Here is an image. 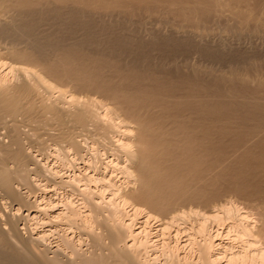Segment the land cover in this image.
I'll return each mask as SVG.
<instances>
[{
    "label": "bare ground",
    "instance_id": "obj_1",
    "mask_svg": "<svg viewBox=\"0 0 264 264\" xmlns=\"http://www.w3.org/2000/svg\"><path fill=\"white\" fill-rule=\"evenodd\" d=\"M123 5L0 0V264H264V60L251 77L178 63L208 54L207 29L118 23L152 11ZM257 6L234 12L264 37ZM234 82L250 101L224 100ZM38 130L44 162L23 146Z\"/></svg>",
    "mask_w": 264,
    "mask_h": 264
},
{
    "label": "rangeland",
    "instance_id": "obj_2",
    "mask_svg": "<svg viewBox=\"0 0 264 264\" xmlns=\"http://www.w3.org/2000/svg\"><path fill=\"white\" fill-rule=\"evenodd\" d=\"M126 1H128V0H124V5L123 6H121V7H123V9L125 8H131V7H134V8H142L143 9V7H141V5L142 6H144V7H146V6H150L151 7V12H145V11H143V10H141V9H136V15L134 14L133 16L131 15V16H129V15H125L124 17L125 18H127V21H126V19L123 17L122 18V16L120 15L119 17H118V19L120 20L118 23H122V24H131V23H134V21L136 22V20H140V21H138V23L140 24H142V22H143V20L144 19H146L145 18V16L146 17H148L149 18V20H151L152 22H153V20H154V22L155 23H157L161 28H162V31H163V33H167L170 29H169V27H171L172 26V24L174 25V26H172V27H175V29H179L181 26V28H185V27H189V26H192V24L191 23H195V25L197 26V27H199L200 26V28H203V26L207 29V31H208V33L210 34H208V38L207 39H209L210 38V40H207V41H213V42H211V43H209L208 45L207 44H205V46H207V49H210V50H208V54L207 53H200V54H198V52H195L191 47H189V45H187L186 47L185 46H183L184 48H186V49H183V48H180L179 50H177V51H174V55L177 53V55H176V57L174 56V55H172V56H174V61L176 60V62H178V63H181V64H183V61L184 60H182V59H184V57H185V61L187 62V63H185V64H191V63H193V64H195V65H197V66H199V67H208V69H212L211 70V72H213V73H221L222 75H229L230 73H232L233 71H234V73L235 74H239V72H240V74L239 75H241L242 74V76H246V77H251V75H253V73L252 72H254V70H253V67H256V64H260V61L262 62V60H264V37H260V36H255V35H257V34H255L254 35V33L252 32V34H253V36H252V34H251V25H252V23H254V22H250V21H246V20H243V19H241V18H239L240 16L239 15H237L234 11L236 10V9H244L245 7L246 8H248L249 10H250V8H252L253 9V11H252V9H251V11H252V13H253V15H256L255 17H257V16H260L261 15V13H260V9L258 8V6L257 5H259V1H261V0H246L245 2L244 1H237V0H221V3L220 4H218L217 6H216V10L215 9H211L210 10V6H211V4L213 5V0H210V1H212L211 2V4H210V2H209V0H205V2L202 0V3H201V1H199L198 3L199 4H197V1H196V4L195 3H193L195 0H189L190 2H188V0H185L186 2H188V3H190V5L191 6H193L194 4V6L193 7H195L196 5H199V7H197L196 6V8H199V9H197L198 11H196L195 13H193V14H190V15H188V14H179L178 12H177V10L176 9H178V7H183L184 5H182V4H185L186 2L184 1V3H180L181 1L180 0H176V2L175 3H173L174 2V0H169L171 3H172V5L170 6V2L167 0V1H164V0H143V1H141V0H139V1H137L136 2V0H134V1H128V2H126ZM140 2H141V4H140ZM167 4H166V3ZM168 2L170 3V4H168ZM178 2V3H177ZM204 2V3H203ZM206 2H208V4H206ZM233 2V3H232ZM237 2V3H236ZM188 3H187V5L185 4V6L186 7H189L190 5H188ZM133 4V5H132ZM181 4V5H180ZM193 4V5H192ZM205 5V7H204V5ZM235 4H236V7H235ZM252 4V5H251ZM156 5V6H155ZM177 5H180V6H177ZM243 5V6H242ZM136 6V7H135ZM184 6V7H185ZM231 6H233V8L231 7ZM237 6H238V8H237ZM166 7V8H165ZM201 7V8H200ZM160 9V10H159ZM163 9V10H162ZM222 9V10H221ZM169 10V11H168ZM212 11V12H211ZM142 13H144V15L142 14ZM230 13V14H229ZM237 15H235V14ZM256 13V14H255ZM259 13V14H258ZM142 14V15H141ZM149 14V15H148ZM179 14V15H178ZM203 14V15H202ZM140 15V16H139ZM224 15V16H223ZM5 16V15H4ZM187 16V17H186ZM129 17V18H128ZM134 17H138L137 19L136 18H134ZM153 17V18H152ZM191 17V18H190ZM202 17V18H201ZM131 18V19H130ZM157 18V19H156ZM188 18V19H187ZM190 18V19H189ZM215 18V19H214ZM122 19H124L127 23H125L124 22V20L122 21ZM129 20H130V22H129ZM132 20H133V22H132ZM183 20V21H182ZM195 20V21H194ZM217 20V21H216ZM142 21V22H141ZM145 22H146V20H144ZM187 23H186V22ZM191 21H193V22H191ZM129 22V23H128ZM169 22V23H168ZM179 22V23H178ZM191 22V23H190ZM198 22H201V25H200V23H198ZM245 22V23H244ZM138 23H136V24H138ZM144 23V22H143ZM171 23V24H170ZM183 23V24H182ZM186 23V24H185ZM194 23H193V26H194ZM197 23V24H196ZM241 23V24H240ZM248 23H249V25H248ZM140 24V25H141ZM182 24V25H181ZM198 24H199V26H198ZM235 24V25H234ZM240 24V25H239ZM134 25V24H133ZM146 25H149V23L147 22V24ZM184 25H186V26H184ZM221 25V26H220ZM247 26V27H246ZM226 27V28H225ZM242 27V28H241ZM96 28V30L98 29L97 27H95ZM95 28H94V34L95 35H93V36H97V37H100V38H103L102 36H103V34H104V37L105 36H108L109 37V32L110 31H112L114 28H116V25H114V26H109L108 28H106L105 29V31L104 30H99L98 29V32H99V34H98V32L95 30ZM240 28V29H239ZM204 29V28H203ZM245 29V30H244ZM82 30V29H81ZM80 29L78 30V32H77V37H79V38H83V37H85L84 36V31H81ZM166 30H168V31H166ZM234 30V31H233ZM236 30V31H235ZM240 30V31H239ZM160 31H161V29H160ZM161 31V32H162ZM206 30H205V32H207ZM231 31V32H230ZM170 32V31H169ZM169 32L167 33V34H169ZM237 32H239L240 34H238ZM249 32V33H248ZM103 33V34H102ZM235 33V34H234ZM247 33V34H246ZM64 34V33H63ZM93 34V33H92ZM106 34V35H105ZM170 34H171V32H170ZM221 34V35H220ZM225 34V35H224ZM238 34V35H237ZM82 35V36H81ZM100 35H102V36H100ZM111 35V34H110ZM81 36V37H80ZM173 36H174V34H173ZM247 36V37H246ZM251 38H250V37ZM90 37V36H89ZM213 37V38H212ZM90 38H93L92 36L90 37ZM223 38V39H222ZM239 38V39H238ZM249 38V39H248ZM94 39H95V37H94ZM216 39V40H215ZM221 40V43H220V41H218V40ZM261 39H263V40H261ZM223 40V41H222ZM226 40V41H225ZM239 40V41H238ZM225 41V42H224ZM248 41V42H247ZM222 45V47H223V44H224V47L226 46V48H222L221 47V45L219 46L218 44L219 43ZM215 43H217V45L215 44ZM248 43V44H247ZM251 43V44H250ZM212 45V47H211V45ZM217 46V48H216V46ZM228 45H230V46H228ZM237 45V46H236ZM215 46V47H214ZM219 46V47H218ZM227 46H228V48H227ZM235 48H234V47ZM252 47V49H250L251 47ZM249 48L250 50H252V52L250 51V50H248V52H249V54H248V52L246 51L247 49L246 48ZM189 48V50H190V52H185L187 49ZM211 48H213V49H211ZM222 49L221 50V52L223 51V50H225L226 49V51H223L222 52V54L221 53H219L220 51V49ZM215 49H216V51H215ZM229 50V52H228V50ZM238 49V50H237ZM244 49V50H243ZM254 49V50H253ZM182 50H184V52L182 51ZM189 50H187V51H189ZM192 50L195 52H193L192 53ZM232 50H235L236 52L234 53V51H232ZM181 53H180V52ZM213 53L212 55H210L211 54V52ZM215 51V52H214ZM254 51V52H253ZM183 52V53H182ZM206 52H207V50H206ZM218 52V53H217ZM224 52H225V54H224ZM231 52V53H230ZM125 53L127 54V52H122L119 56H118V58H120V60L122 61L123 60V62H127L126 60H128V62L129 61H133L134 59H135V57L133 56H131V54H130V57H129V54H127L128 55V57H127V55L125 56ZM188 54V55H190V56H187L186 54ZM191 53V54H190ZM215 53H216V55H215ZM181 54V55H180ZM183 54H185V56L183 55ZM242 54H244V55H242ZM253 54V55H252ZM182 55H183V58H182ZM215 55V56H214ZM261 55V56H260ZM161 55H159V56H156L155 57V59H153V60H158V58L160 57ZM202 56V57H201ZM256 56V57H255ZM189 57V58H188ZM221 57V58H220ZM257 57H258V59H257ZM126 58V59H125ZM177 58V59H176ZM178 58H179V60H178ZM186 58H187V60H186ZM201 58V59H200ZM244 58V59H243ZM130 59V60H129ZM224 59V60H223ZM260 59V60H259ZM222 60V61H221ZM226 60V61H225ZM177 63V64H178ZM263 63V62H262ZM181 64H179L180 65V67H176L177 69H180V70H182V71H185V67L184 66H182ZM170 67H172V66H170ZM232 69V70H231ZM255 69V68H254ZM231 70V71H230ZM187 71V70H186ZM4 72H5V69L3 68V67H1L0 66V77H4ZM249 75V76H248ZM207 77V76H206ZM5 78H7V79H9L10 78V76L9 75H7V76H5ZM208 79H210V77H207ZM228 86H230V87H228ZM221 88L223 89V91L225 92V94H228V95H226L225 97H224V100L225 101H236V103L237 102H248V101H250V99H251V95H250V93H249V89H250V86L249 85H245V86H243V85H240L239 83H237V82H234V84H232V85H230V83L229 84H221ZM248 91H247V90ZM230 90H231V92H230ZM245 90V91H244ZM240 91L242 92V91H244L246 94H244V92L243 93H240ZM230 95H232V96H230ZM234 96V97H233ZM228 114L229 113H226L225 115L226 116H228ZM231 115H232V113H230ZM230 116V115H229ZM27 127L28 126H21V128L23 129L24 128V130H27ZM48 128L51 130L50 132H56V130H54V129H52V127H49L48 126ZM33 132V131H32ZM38 133H36V135H35V133H34V135H32V138L31 139H25V137H24V141H23V146L25 147V149L26 150H29L31 153H33V155H34V157H38V158H40V160L42 161V162H44L45 161V158L44 157H42V156H39L40 155V150L41 151H43L44 150V152H54V150L52 149V146L54 145L53 144V142L49 139L48 140V137H47V135H45V134H43V132H42V130L40 131V130H38L37 131ZM42 132V133H41ZM39 134V135H38ZM42 134V135H41ZM0 137H2V138H4L3 137V133H2V129L0 128ZM2 140H6V138H4V139H2ZM25 140H26V142H25ZM29 143V144H28ZM42 144V145H41ZM46 144V145H45ZM53 144V145H52ZM30 145V146H29ZM33 145V146H32ZM48 146V147H47ZM37 148V149H36ZM39 148H42V149H40L39 150ZM39 151V152H37V151ZM52 158V157H51ZM53 159L54 158H52V160H50V162H49V164H51L52 165V161H53ZM33 175V174H32ZM92 188H94V186H91ZM38 197H39V195H38ZM232 199H237V201H235V202H237L238 204H236L235 202H234V204H236L238 207H240V206H243L244 204L243 203H241V202H243V199L242 198H235V197H233ZM5 207V208H4ZM7 210L8 209V203H7V201L5 200V199H0V210ZM24 210V209H23ZM75 248H77L79 251L82 249V248H86V245H82V246H79L78 244H76L75 243ZM81 248V249H80ZM68 250V252H69V249H67ZM85 253H87V252H85ZM83 254V253H82ZM151 260V261H150ZM150 261V262H149ZM148 262H149V264H153V262L154 261H152V259H149L148 258ZM154 264H157V262H154ZM159 264V263H158Z\"/></svg>",
    "mask_w": 264,
    "mask_h": 264
}]
</instances>
